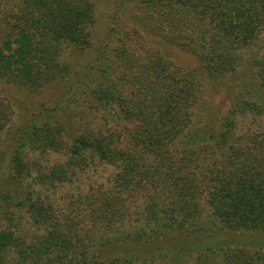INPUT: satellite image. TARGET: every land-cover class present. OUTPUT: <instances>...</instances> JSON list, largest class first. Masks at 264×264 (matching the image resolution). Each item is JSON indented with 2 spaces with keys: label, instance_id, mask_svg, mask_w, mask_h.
<instances>
[{
  "label": "trees",
  "instance_id": "1",
  "mask_svg": "<svg viewBox=\"0 0 264 264\" xmlns=\"http://www.w3.org/2000/svg\"><path fill=\"white\" fill-rule=\"evenodd\" d=\"M147 2L167 5V10L146 16L147 23L134 18L135 26L123 28L128 44L108 56L111 62H122L127 69L123 75L149 98L141 106L129 102L120 110L124 119L134 121L132 128H124L130 143L101 130L78 132L63 142L64 127L54 122L24 123L7 150L8 176L15 187L0 192V212L6 220V225L0 224V264H180L207 253L215 257L203 259V264H264L259 247L202 245L227 232H264V130L243 131L236 124L238 115L264 117V106L255 98L256 93L264 96V50L261 54L257 46L264 0ZM47 3L20 0L21 23L5 20L0 28V77L27 87L41 86L44 78L45 86L61 87L66 80V66L58 60L61 45H90L97 23L90 8L63 12L51 4L46 8ZM114 29H109L108 39ZM145 36L190 54L199 68L182 71L173 66ZM101 47L90 70L108 82L99 81L94 88L104 105L114 97L110 88L117 83L119 69L101 68L109 43ZM240 47L250 48L247 61L236 55ZM241 65L238 81L255 71L258 85L249 79L224 116L214 108L204 113L201 106L195 113L201 99L197 72L213 83L229 81ZM238 134H250L249 147L236 139ZM63 148L65 164L43 169L37 159H25L26 149L42 155ZM143 151L152 162L140 171ZM207 153L219 157L209 160ZM91 165L114 167L112 184L69 195L63 207L44 194L68 183L76 168L85 171ZM28 179L31 184L25 188ZM140 197L144 200L133 221L130 203ZM12 209L26 215L30 234L20 223L23 215L15 222ZM174 236L194 239V248L186 249L173 241ZM221 252L222 258L216 256Z\"/></svg>",
  "mask_w": 264,
  "mask_h": 264
},
{
  "label": "rangeland",
  "instance_id": "2",
  "mask_svg": "<svg viewBox=\"0 0 264 264\" xmlns=\"http://www.w3.org/2000/svg\"><path fill=\"white\" fill-rule=\"evenodd\" d=\"M54 5L47 0H44L45 4H51L53 7L61 11L64 8L74 10L77 12H83L86 8L90 11L97 23L94 26L93 38L91 37L90 45L85 48L84 45L79 44H68L64 43L61 45L59 50V61L66 66V80L60 85L54 87H48L46 79H41V86L34 87L30 83L28 85H20L18 81H10L6 78L0 77V192L6 191L7 189H14L15 183L9 180V156L7 153L8 147L16 135L17 131L25 123L44 124V123H55L64 127L62 141L68 142L69 135H73L78 132L90 131L92 133L101 132L103 134H114V137H119L121 143H126L128 139L125 127L132 128L134 124L133 119H124L121 109L124 105L132 102L134 106H141L144 103L147 96L141 95L135 91L136 86L132 85V80L124 76L123 73L127 70L122 67V62L119 59L115 62H111L108 59L109 54L119 48V46L128 44L124 39V30L135 26L134 18L136 20H142L143 23H147L148 19L146 16L151 15L153 12H165L167 5L154 7L152 3H148V0H51ZM57 5H56V4ZM34 6V5H33ZM57 6V7H56ZM20 0H0V28L3 27L4 22L7 18H11L12 21L18 20L21 10ZM34 7L30 6V9ZM65 11V10H64ZM63 11V12H64ZM19 18L18 23H21ZM139 26V25H137ZM115 28L113 36L108 39V31L110 28ZM139 28V27H138ZM116 30L119 32L117 33ZM181 29L179 28L177 33L181 35ZM148 45L153 47L162 57L169 60L173 66L183 70L187 69H198L199 63L190 54L180 50L179 48L165 43L158 38H148L145 36ZM109 43V50L105 53L104 57L101 58V68L105 65L110 67V70L119 69L116 73L117 83L111 87L113 99H110L109 103L102 105L101 99L98 100V95L95 91V86L99 81H104L97 72L90 70L92 63H95L96 57L102 49V45L105 42ZM241 46V44H240ZM257 46L260 48L259 52L263 53L264 50V26L261 28ZM250 48L240 47L236 51V55L239 56L242 61L248 60V53ZM261 53V54H262ZM124 62V61H123ZM96 67L100 66L99 63L95 64ZM238 73L227 77L230 80L222 79L216 83L210 82L204 77V74L197 72L195 82L199 84V96L201 97L195 113H198L200 106L202 112L209 113L210 109L214 108L216 114L224 116L225 113L231 109L232 104L238 99L241 90H245V86L248 84L249 79L258 85V80L255 77V71L247 72V78L243 77V82L238 81L239 73L244 69V65L237 68ZM241 71V72H240ZM126 73V72H125ZM236 75V76H234ZM81 78V79H80ZM109 78H111L109 76ZM237 79V81L235 80ZM115 80V79H110ZM119 80V81H118ZM106 84L108 82L104 81ZM260 87V86H259ZM30 88V89H29ZM29 89V90H28ZM261 89V88H260ZM151 92V89H147ZM263 91V90H261ZM264 92V91H263ZM256 93V91H255ZM253 93H249L252 95ZM106 95V94H105ZM122 98V99H121ZM255 98H258L264 106V96L256 93ZM149 98H147L148 100ZM100 101V102H99ZM236 124L243 131L250 130L251 132H259L264 130V117L251 115L242 116L238 115ZM250 134L236 136V139L244 147H249L248 142ZM253 137V136H251ZM257 138V137H256ZM255 139V138H253ZM260 139V137H259ZM130 143V141H128ZM127 142V144H128ZM211 153V152H210ZM210 153H207L209 156ZM260 154V153H259ZM261 155V154H260ZM216 156L208 157L209 160L218 158ZM264 158V153L261 155ZM26 161L30 163V160L37 159L41 164V168H48L58 164H65L68 160V156L65 153V149L61 150H48L42 155L38 151L26 149ZM152 162V156L145 154L143 151L139 154L138 164L140 168L150 165ZM200 162L201 159H200ZM116 169L112 166H97L85 169H75L71 174L68 183L62 186H57L56 190L50 192H44L49 195L50 200L54 204L59 206L68 201L67 196L72 195L76 197L78 194L85 195L90 193V188L93 190L103 186V189L110 186L112 183L109 182L110 178L115 174ZM143 171V168L140 169ZM31 184L30 179L23 182V186L28 188ZM30 187V186H29ZM35 188V186H34ZM19 189L17 192L19 193ZM143 197L136 199L132 204L130 203L131 209V220H136L137 210H140L142 205ZM14 210L13 218L15 222L22 217L23 213L19 215V211ZM24 212V211H23ZM26 215H23L20 221L21 225L25 228V231L30 234V223L27 222ZM4 214L0 212V224L6 225ZM172 239L191 250L193 247L194 239L183 238L174 236ZM182 241V242H180ZM206 247L212 248H237L238 245H245L246 248H257L264 250V232H227L226 234H220L212 238L207 239L204 244ZM194 248V247H193ZM227 251V249H225ZM137 252H148L147 248H138ZM224 253L221 252L219 255L222 258ZM206 256V257H205ZM204 257L194 259L191 257L185 263L180 264H203L202 260L209 261L215 256L207 253ZM219 257H217L218 259ZM157 264V263H156Z\"/></svg>",
  "mask_w": 264,
  "mask_h": 264
}]
</instances>
